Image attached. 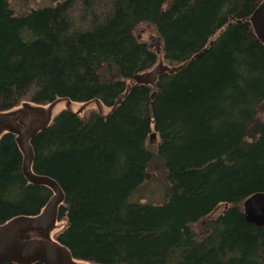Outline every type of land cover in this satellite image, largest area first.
I'll list each match as a JSON object with an SVG mask.
<instances>
[{"label": "trees", "instance_id": "16d2710c", "mask_svg": "<svg viewBox=\"0 0 264 264\" xmlns=\"http://www.w3.org/2000/svg\"><path fill=\"white\" fill-rule=\"evenodd\" d=\"M10 1L0 112L59 98L113 108L161 59L189 62L155 89L136 86L107 120L64 112L33 141L35 174L66 196L57 240L91 264H264V227L243 211L264 193V45L250 23L264 0H56L20 16ZM151 29L157 50L142 40ZM22 168L15 137H3L0 225L52 197ZM153 180L164 202L133 200Z\"/></svg>", "mask_w": 264, "mask_h": 264}, {"label": "water", "instance_id": "95a60500", "mask_svg": "<svg viewBox=\"0 0 264 264\" xmlns=\"http://www.w3.org/2000/svg\"><path fill=\"white\" fill-rule=\"evenodd\" d=\"M250 23L264 45V2L250 18ZM154 43L158 46L159 40L156 39ZM188 63L172 67L160 63L152 71L134 76L113 108H107L99 100L75 103L68 98H59L47 105L24 102L16 108L0 112V141L7 135L14 136L23 156L22 170L28 184L47 188L52 193L51 199L39 214L15 217L0 225V264H91L76 259L71 250L57 240L66 227V223L60 221L59 217L66 196L55 180L35 174L33 141L64 112L83 118L86 113L96 111L101 119L107 120L136 86L155 89L161 76L177 74ZM243 208L249 223L264 227V193L250 196Z\"/></svg>", "mask_w": 264, "mask_h": 264}, {"label": "rangeland", "instance_id": "374dc122", "mask_svg": "<svg viewBox=\"0 0 264 264\" xmlns=\"http://www.w3.org/2000/svg\"><path fill=\"white\" fill-rule=\"evenodd\" d=\"M59 1H61V0H59ZM56 3H57L56 0H11L9 4H10L11 9H13V11L16 13L15 15H18V14H21L24 12L29 13L30 11H33V10L52 6V5H55ZM18 16H20V15H18ZM148 33L149 34L145 35V38H143L142 40L145 42L151 41L150 44H152V46H153L152 48L154 50H157V46L154 43V40L156 39V36H155L156 34L154 33V30L151 29L150 32H148ZM159 63H162V59L160 60ZM88 113H86V114H88ZM148 142H149V147L152 150H154L159 141H158V138H151V139H149ZM161 182L162 181H160V180L151 181L145 188H141L139 190V192L133 197V200L138 199V200H141L143 202H150L153 204L163 203L165 190L162 188L163 186H162Z\"/></svg>", "mask_w": 264, "mask_h": 264}, {"label": "bare ground", "instance_id": "6f19581e", "mask_svg": "<svg viewBox=\"0 0 264 264\" xmlns=\"http://www.w3.org/2000/svg\"><path fill=\"white\" fill-rule=\"evenodd\" d=\"M256 11H257V10H256ZM256 11H255V12H256ZM252 16H253V15H252ZM243 211H244V208H243ZM244 214H245V213H244ZM250 224H251V223H250Z\"/></svg>", "mask_w": 264, "mask_h": 264}]
</instances>
